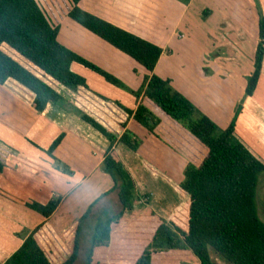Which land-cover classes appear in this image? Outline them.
Instances as JSON below:
<instances>
[{"label": "crops", "instance_id": "obj_1", "mask_svg": "<svg viewBox=\"0 0 264 264\" xmlns=\"http://www.w3.org/2000/svg\"><path fill=\"white\" fill-rule=\"evenodd\" d=\"M36 1L49 21L59 27L58 41L63 46L118 78L130 91L137 92L141 88L144 78L150 74L132 58L70 19V0L68 10L63 13L60 9L59 14H55L56 8L51 0ZM198 1L82 0L81 6L84 11L160 47L163 53L154 74L169 80L177 92L222 130H226L236 118L234 140L243 144L264 164V102L256 98V91L252 97H246L247 84L244 82L236 86V83H231L234 77L228 72L231 70L226 69L225 73L208 59L207 54L211 50L206 49L204 44L211 40L206 35L207 31L201 33L199 28L197 34L187 21L193 17L200 20L208 14L209 8L204 0H200L194 9ZM213 1L225 10L221 24L228 38L233 37L236 41L235 45L231 42L225 44L226 50H220L222 54L230 48L236 51L234 56L241 48L248 50L249 44L246 46V43L250 40L257 48V6L264 15V0ZM255 48L250 50L256 53ZM26 67L62 93L70 104L49 103L45 111L39 113L33 107L34 94L25 87L12 79L0 85V160L5 164L0 174V264H5L25 238L40 225L42 227L35 234L38 244L52 264H63L72 254L80 219L100 193L103 195L112 189L111 178L101 170L110 144L82 120L83 113L118 138L128 130L142 141L136 152L119 142L114 149L132 175L138 195L149 197L146 207L169 219L181 205L173 184L183 182L184 170L198 151V144L189 133L149 100L143 97L137 99L120 88L122 92L115 91V86L81 65L73 64L71 70L86 79L88 89L81 87L76 93L42 76L27 62ZM223 74L226 76L223 77ZM116 102L132 111L143 103L162 119V123L152 134L129 117ZM240 104L241 110L236 115ZM61 134L65 136L54 155L71 168L72 175L56 171L46 153ZM149 158L157 159L155 162L163 171ZM144 162L160 171L173 184L153 176ZM160 181L170 185L176 196L174 193H156L153 187ZM102 184L105 186L98 192L100 195L94 196V186ZM54 199H61V203L48 219L27 206L33 202L45 205Z\"/></svg>", "mask_w": 264, "mask_h": 264}, {"label": "trees", "instance_id": "obj_2", "mask_svg": "<svg viewBox=\"0 0 264 264\" xmlns=\"http://www.w3.org/2000/svg\"><path fill=\"white\" fill-rule=\"evenodd\" d=\"M179 1L188 3L190 0ZM70 2V19L132 58L150 74L144 78L141 88L137 92L130 91L118 78L63 46L58 41L59 27L52 26L36 0H0V85L10 79L18 82L34 94L33 107L42 113L49 103L63 106L70 102L28 69L26 62L42 76L75 93L81 87L88 89L86 79L71 70L73 64H78L107 83L127 90L135 98L143 97L152 102L189 133L197 142L198 151L186 166L184 180L179 185L144 162L153 176L173 184L181 200L180 207L166 220L146 207L149 197L138 195L132 175L114 149L119 142L136 152L142 141L128 130L118 138L83 113L82 120L110 144L101 170L111 178L113 187L80 219L72 254L63 264L77 263L82 251L83 228L95 216L98 206L101 210L95 216L84 264H215L211 251L227 264H264V222L259 217L257 203L264 164L234 140L236 118L226 130L218 128L177 92L169 80L154 74L163 53L160 47L84 11L82 0ZM257 7L259 41L246 97L254 95L259 78L264 76V15L259 5ZM116 104L152 134L162 123L143 103L135 111L119 102ZM241 107V104L237 107L236 115ZM123 127L126 128V124ZM64 136L61 134L54 140L46 153L56 171L72 175L71 168L54 155ZM4 169L5 164L0 160V174ZM60 203L61 199H54L45 205L33 202L27 206L48 219ZM114 206L118 207L116 212ZM41 227L25 238L5 264H52L35 238Z\"/></svg>", "mask_w": 264, "mask_h": 264}, {"label": "rangeland", "instance_id": "obj_3", "mask_svg": "<svg viewBox=\"0 0 264 264\" xmlns=\"http://www.w3.org/2000/svg\"><path fill=\"white\" fill-rule=\"evenodd\" d=\"M51 1H52V5H54L56 8L55 14L61 13L60 9L63 11V13H65L68 10V0H51ZM204 1L207 2V6L209 8L208 12H207L208 14L206 16L200 18V20H198L195 17H193L192 19H188L187 20L188 23H191L193 26V29L195 28L197 30V32H196L197 34H198L199 28H200L199 30L201 31V33H203L204 31H207L208 34H206V35L211 40V42L206 41V43L204 44V47L206 49L211 50L209 52V54H207L208 59L211 60L212 62L214 61L215 65H217V67L224 70L225 73H226V69L231 70V71H228L230 75L234 76L233 78H231V83H236V86H239L240 84H242L244 82H245V84H247L248 79L252 76V74L255 70V51L252 52L250 50V49L255 48L254 47L255 42L252 40L247 42L246 46L249 44L248 45L249 49L246 50V48H241V49H239L238 54L235 56H234V54L236 51H233L232 48H230L229 50H227L226 52H224L222 54V52L220 50L224 49L223 51H225L226 49L224 47L227 44H229L230 42L233 45L236 44L235 38H233V37L228 38V33L225 31L223 25L221 24V17L225 13V10H222L220 5L215 4V2L213 0H204ZM215 1L225 3L226 0H215ZM199 3H200V0L198 1V3L196 5H194V9H196V7L199 5ZM52 13L53 12H51V14ZM209 18H210V20L207 21ZM194 19H196L195 20L196 22L194 21ZM52 26H54V24H52ZM246 37H247V35H246ZM222 40H226V41L222 42ZM201 46H202V44H201ZM215 46H217V47L214 49ZM238 48H240V45L238 46ZM219 52L221 54L217 55ZM211 71L213 73L212 69H211ZM229 74H227V76H229ZM222 76L225 77L226 74H223ZM259 80L260 81L258 82V87L256 89V92H257L256 98L258 100H260V102H264V77L259 78ZM111 87H113V86H111ZM113 88L116 89L115 91H117V92H122V91L124 93L128 92L127 90L122 89V91H121L118 88H115V87H113ZM217 126H218V128H220V126L218 124H217ZM220 129H222V128H220ZM145 158H146V156H145ZM149 160L153 164H155L158 168H160V170H162V168L159 167V165L155 162V161H157V159L153 160V159L149 158ZM147 175H149L151 178L153 177L148 172H147ZM155 184L157 186H155L153 188L156 189V193H158V194H163V193H168V194L172 193L173 194L174 193L173 195L176 196L175 191L173 190V188L170 185L168 186V184H165L162 181H160L159 183H155ZM104 186H105L104 184H102L99 187L94 186V190H95L94 196H98L97 195V194H99L98 192H100L101 189L104 188ZM150 189H152V185H150ZM100 194L102 195V193H100ZM97 198L95 197V199H97ZM150 198H152V197H150ZM257 198H258L259 217L264 222V178L261 180L260 185L258 187ZM100 210H101L100 206L95 208V212H94L95 216H97V214L100 212ZM117 210H118V207L114 206L113 211L116 212ZM95 216H93V218L91 220H89V222H87L85 227L83 228L82 235H81L82 251H81V255H80V258H79V261L77 264H84L85 256H86V253H87V250L89 247V240H90V235L92 232V227H93V225L95 223V219H96ZM211 256H212V259H213L215 264H227L224 260H222L221 258L216 256L213 251H211Z\"/></svg>", "mask_w": 264, "mask_h": 264}]
</instances>
